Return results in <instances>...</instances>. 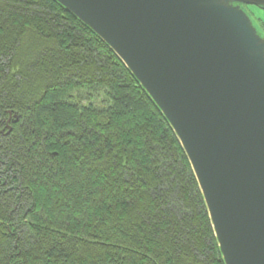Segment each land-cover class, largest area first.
Segmentation results:
<instances>
[{
    "label": "trees",
    "instance_id": "obj_1",
    "mask_svg": "<svg viewBox=\"0 0 264 264\" xmlns=\"http://www.w3.org/2000/svg\"><path fill=\"white\" fill-rule=\"evenodd\" d=\"M0 264H225L169 122L55 0H0Z\"/></svg>",
    "mask_w": 264,
    "mask_h": 264
},
{
    "label": "water",
    "instance_id": "obj_2",
    "mask_svg": "<svg viewBox=\"0 0 264 264\" xmlns=\"http://www.w3.org/2000/svg\"><path fill=\"white\" fill-rule=\"evenodd\" d=\"M93 30L184 149L225 264H264V0H55Z\"/></svg>",
    "mask_w": 264,
    "mask_h": 264
},
{
    "label": "rangeland",
    "instance_id": "obj_3",
    "mask_svg": "<svg viewBox=\"0 0 264 264\" xmlns=\"http://www.w3.org/2000/svg\"><path fill=\"white\" fill-rule=\"evenodd\" d=\"M244 9L249 13L250 17L254 20V22H258V20H261L264 22V10L253 6V5H244ZM84 95H82L83 97ZM98 99H103V97L99 96ZM96 102V101H95Z\"/></svg>",
    "mask_w": 264,
    "mask_h": 264
}]
</instances>
